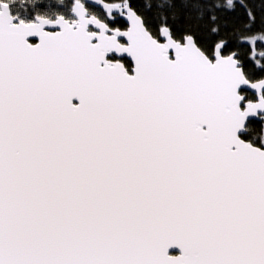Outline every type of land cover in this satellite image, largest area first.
Returning <instances> with one entry per match:
<instances>
[{"label": "snow or ice", "instance_id": "snow-or-ice-1", "mask_svg": "<svg viewBox=\"0 0 264 264\" xmlns=\"http://www.w3.org/2000/svg\"><path fill=\"white\" fill-rule=\"evenodd\" d=\"M0 264H264V0H0Z\"/></svg>", "mask_w": 264, "mask_h": 264}]
</instances>
